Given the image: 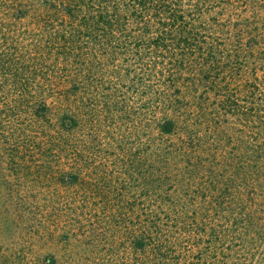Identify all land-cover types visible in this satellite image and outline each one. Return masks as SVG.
<instances>
[{"label":"trees","instance_id":"trees-1","mask_svg":"<svg viewBox=\"0 0 264 264\" xmlns=\"http://www.w3.org/2000/svg\"><path fill=\"white\" fill-rule=\"evenodd\" d=\"M209 2L0 0V94L55 125L79 203L122 192L99 107L135 98L142 126L136 200L105 212L107 228L65 222L90 252L31 264H264V86H236Z\"/></svg>","mask_w":264,"mask_h":264},{"label":"rangeland","instance_id":"rangeland-1","mask_svg":"<svg viewBox=\"0 0 264 264\" xmlns=\"http://www.w3.org/2000/svg\"><path fill=\"white\" fill-rule=\"evenodd\" d=\"M211 1L209 26L224 37L232 35L234 40L229 43L234 60L240 58L236 86L246 90L255 78L264 86V0ZM239 38L240 43L236 41ZM16 96L0 94V264H31L51 254L90 252L77 244V238L66 241L64 224L83 220L91 229L88 220L96 223L100 219L101 227L107 228L105 212L115 207L122 213L129 205L126 202L138 197L134 181L142 126L137 100L130 105H117L119 100L115 104L104 102L97 111L102 134L96 143L101 141L106 158L113 163L109 185L122 192L104 199L95 196L87 205L73 194L84 188L70 185L62 176L57 128L40 110L25 101L17 102ZM127 192L134 195L129 197Z\"/></svg>","mask_w":264,"mask_h":264}]
</instances>
